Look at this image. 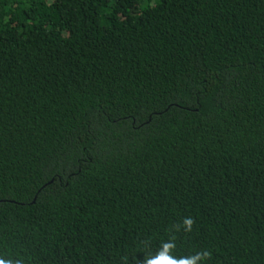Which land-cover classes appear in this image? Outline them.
I'll return each instance as SVG.
<instances>
[{
	"label": "trees",
	"instance_id": "1",
	"mask_svg": "<svg viewBox=\"0 0 264 264\" xmlns=\"http://www.w3.org/2000/svg\"><path fill=\"white\" fill-rule=\"evenodd\" d=\"M167 242L264 264V0H0V259Z\"/></svg>",
	"mask_w": 264,
	"mask_h": 264
},
{
	"label": "clouds",
	"instance_id": "2",
	"mask_svg": "<svg viewBox=\"0 0 264 264\" xmlns=\"http://www.w3.org/2000/svg\"><path fill=\"white\" fill-rule=\"evenodd\" d=\"M194 221L192 217H186L183 220L185 231H191ZM175 245L172 242L164 243L161 250L153 257L146 258L143 264H203L204 261L210 258V253L205 251L197 253L193 257L176 259L170 253ZM0 264H12L10 260L0 259Z\"/></svg>",
	"mask_w": 264,
	"mask_h": 264
}]
</instances>
